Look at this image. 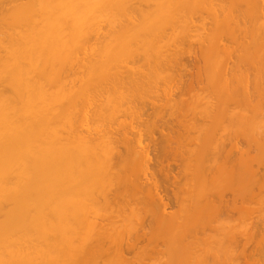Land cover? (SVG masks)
<instances>
[{
    "label": "bare ground",
    "instance_id": "6f19581e",
    "mask_svg": "<svg viewBox=\"0 0 264 264\" xmlns=\"http://www.w3.org/2000/svg\"><path fill=\"white\" fill-rule=\"evenodd\" d=\"M169 229L167 264L264 262V0H0V264H156Z\"/></svg>",
    "mask_w": 264,
    "mask_h": 264
},
{
    "label": "rangeland",
    "instance_id": "374dc122",
    "mask_svg": "<svg viewBox=\"0 0 264 264\" xmlns=\"http://www.w3.org/2000/svg\"><path fill=\"white\" fill-rule=\"evenodd\" d=\"M242 65H244V64H242ZM242 65L240 66V69H239V70H240L239 72L241 73L240 75H244V74H245V71L249 70V66H248V65L245 64L244 67H243ZM245 66H246V67H245ZM245 69H247V70H245ZM247 73H248V72H247ZM206 77H207V79H206ZM208 77H209V76H204V77H203V79H205L204 81L208 80ZM215 83L218 85L219 82H218V81H215ZM210 86H211V85H210ZM210 86L207 87V89L209 88L208 91H212V87H210ZM210 89H211V90H210ZM147 111H148V112L151 111V106H150V104L147 106ZM195 115H196V116H195ZM195 115H193L194 120L192 119L193 117H189L188 120L192 119V121L190 120L191 122L196 121V120H199V121H200L201 119H202L201 122L206 121L207 115H206V117H203V118H201V119H198V118H199V116H197L198 114H195ZM165 117H166V116H165ZM237 117H240V118L238 119V121L240 120V122H238V123L235 122V123H234V121H232V119L234 120V119L237 118ZM237 117H234V118L231 117L232 119H231V118H228V117H223L222 121H223L224 125L226 124L227 126H229V124H231L230 127H232V123H233L234 125L237 123V124H236V125H237L236 128L239 127V129H242L243 126L245 127V125H246L247 122H248V124H249V121H250V120H249V119L247 120V118H246L245 116H244V117H243V116H237ZM241 117H242V118H241ZM195 118H196V119H195ZM243 118H244V119H243ZM228 120H231V121H228ZM236 120H237V119H235V121H236ZM242 121L244 122V124L242 123ZM245 121H246V122H245ZM228 122H229V124H228ZM231 122H232V123H231ZM240 124H241V125H240ZM234 125H233V126H234ZM240 126H241V127H240ZM232 128H233V127H232ZM234 129H235V127H234ZM243 129H244V128H243ZM192 131H193V130H191V132L188 133V134L190 135V137H191V136H193V137L196 136V135H197V132H195V130H194V132H192ZM189 135H188V136H189ZM193 137H191V138H193ZM172 168H173V169H172ZM175 168H177L175 165L172 166V167H171V169H172L171 171L176 172V171H175ZM178 169H179V168H178ZM178 169H177V170H178ZM118 172H119V171L116 172V175H118V176H115L118 182H116V181L113 182V180H115V177H114L113 175L110 176V177H114V178H112V179H110V177H107L108 179L106 178V180H107V185H106V186H108V187H107L108 189L106 188L107 190H106L105 192H108V190H109V193H113V192H114V193L111 195L112 197H109V194L105 193L106 201H107V203H109V204H110V203H111V204H118V203H116V202H118V200H119V196H121L122 194L125 196V192H127V191H126L127 189L125 188V184L122 185L121 182L124 183V182H126V180H128V179H130V178L132 177V175H131V170H129L128 172H126L127 174H126V173L124 174V173H121V172H120L121 175H119L120 173L118 174ZM109 174H110V173H109ZM114 175H115V174H114ZM122 175H124V176L122 177V179H124L125 181L121 179V176H122ZM119 176H120V177H119ZM130 176H131V177H130ZM124 177H125V178H124ZM129 177H130V178H129ZM104 179H105V178H104ZM108 180H109V182H111V180H112V182L109 183ZM115 182L118 183V185H117V184H114ZM110 184H113L114 186H113V185L111 186ZM109 186H110V187H109ZM118 186H119V187H118ZM121 186H123L124 188L121 187ZM114 187H115V188H114ZM110 188H113V189H110ZM119 188H120V189H119ZM121 188H122V189H121ZM118 189H119L120 191H118ZM123 189H124V190H123ZM114 190H115V191H114ZM121 190H122V191H125V192L123 193ZM121 192H122V193H121ZM118 193H121V194L119 195ZM116 195H117V196H116ZM107 196H108V199H107ZM114 197H115V199H114ZM96 198H97V197H96ZM110 198H111L112 200H111ZM120 198H122V197H120ZM100 199H101V198H100ZM100 201H101V203H104V200H103V199H101ZM102 201H103V202H102ZM109 201H110V202H109ZM238 202H239V201H238ZM238 202H237V203H238ZM111 204H110V206H114V209L112 210V208H113V207H112V208H111V211H117V210L119 209V208H118V209L116 210L117 207H115V206H117V205H111ZM120 209L123 210L124 208L122 207V208H120ZM120 209H119V210H120ZM167 210H169V209H167ZM120 211H121V210H120ZM123 211H125V213H124L125 217H128L127 219H125V218L123 217L124 220H125V221L127 220V221L129 222V220H131L132 217H129V216L127 215V214H128V213H127L128 210H127V212H126V209H124ZM123 211H122V212H123ZM122 214H123V213H122ZM128 219H129V220H128ZM233 219H236V216H234ZM233 219H232V221H233ZM132 220H133V221H132ZM132 220H131V221L134 222V219H132ZM236 221H239V223L242 222L241 219H236ZM233 222H234V223H237V222H235V221H233ZM124 224H125V223H124ZM237 225H238V226H237V228H238V227H239V224H237ZM137 226H138V227H137ZM137 226L135 227V229H136L137 231L134 230L133 234H131V236H133L132 239H131L130 236H127L128 238L126 237V240H127L126 242L129 243V241H130V242H134V241H135V240H134V239H135V238H134L135 233L140 232V230L137 229V228H139V223H138V222H137ZM237 228H236V229H237ZM172 230H173V231H172ZM169 232H170V233H169ZM172 232L174 233V229H171V230L169 229V230H167V234H161L160 237H157L158 240L156 239L157 241L155 242V244L153 245V247H152L151 245H150V247H148V246H149V242H147V244H146L145 239H141V241H142L143 243H142V242H141V243H140V242H136V244H138V245H135V244L133 243V245H134L135 247L132 246L131 249H130V245H127L128 243L126 244V242H125L124 245L126 244V245L128 246L127 249H126V247H123V248L121 247V249H126V252H123V253H125V254H124L125 256L128 255L126 258L130 257V258H128V259H131V258H134V257L136 256V255L133 256V254H139V253H138V252H140L139 250L143 249V247L145 246V245H143V244H146V246L144 247V249H146L145 252H147V249L149 248V250H148L147 253H148V255H150V253H151V254H153L154 258H157V262H156V264H167V260H168V258H171L172 255L175 253L174 251H176V249L174 248V246L171 245V244H172L171 242L173 241L172 239H175V240H177V241H180L178 244H180L181 242H182V244H188V243L190 242V239L188 238L189 236H188V237H187V236H184V235H183V237H182V236H174V234H172ZM170 234H171V235H170ZM169 235H170L171 237H170ZM135 237H136V236H135ZM164 237H165V238H164ZM166 237H168V238H166ZM172 237H173V238H172ZM178 237H179V238H178ZM181 237H182L183 239H182ZM133 238H134V239H133ZM159 238H160V239H159ZM161 238H162V243L160 242ZM129 239H130V240H129ZM164 239H165L166 241H168V242L165 243ZM131 240H132V241H131ZM181 240H182V241H181ZM144 242H145V243H144ZM163 242H164L166 245H164ZM157 243L159 244V246H157V245H158ZM168 243H169V244H168ZM139 244H141V246H139ZM163 245L166 247L165 249H164ZM122 246H123V245H122ZM160 246H162V247H160ZM167 246H168V248H167ZM170 246H171V248H170ZM133 247H134V248H133ZM136 247H137V248H136ZM138 247H139V250H137V251H138V252H137L136 249H138ZM154 247H155V248H154ZM157 247H158L159 249H158ZM128 248H129V249H128ZM132 249H133V250H132ZM144 249H143V250H144ZM151 249H152V250H151ZM160 249H161V250H160ZM167 249H168V251H167ZM128 250H130V251H128ZM131 250L134 251V252H131ZM156 250H157V251H156ZM159 250H160V252H159ZM163 250L165 251V255H164V253L161 254V252H163ZM122 251H124V250H122ZM149 251H150V252H149ZM151 251L154 252V253H152ZM157 252H158V253H157ZM128 253H129V254L131 253V254L129 255ZM167 253H168V255H167ZM156 254H157L158 256H157ZM170 254H171V256H170ZM165 256H166V257H165ZM149 257H150V256H149ZM151 257H152V255H151ZM158 257H159V259H158ZM160 257H161V258H160ZM162 257L165 258V259L163 260ZM165 260H166V261H165ZM222 261H223V262L225 261L226 264H229V263L232 264V262H233V261H231V260L229 261V259H228V260H227V259H225V260H220V263H219V262H214V261L212 262V260L207 261V262H210L209 264H225V263H223ZM263 261H264V259H263ZM164 262H165V263H164ZM176 262H177V263H176ZM175 263H176V264H180L181 262H180V261H179V262H178V261H175V262L172 263V264H175ZM262 263L264 264V262H262ZM234 264H235V263H234Z\"/></svg>",
    "mask_w": 264,
    "mask_h": 264
}]
</instances>
